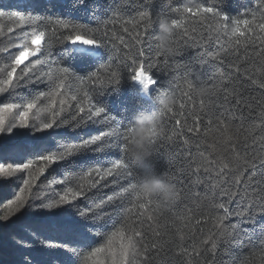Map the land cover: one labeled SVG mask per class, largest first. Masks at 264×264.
Listing matches in <instances>:
<instances>
[{
    "label": "snow or ice",
    "instance_id": "6c2138e0",
    "mask_svg": "<svg viewBox=\"0 0 264 264\" xmlns=\"http://www.w3.org/2000/svg\"><path fill=\"white\" fill-rule=\"evenodd\" d=\"M57 3L64 6V0ZM78 4L85 0H73L72 8ZM54 6L52 0H16L15 7L0 0V145L26 138L12 148L16 160L0 161V179L18 187L0 219L27 208L42 217L43 230L15 240L17 264H174V258L181 264H264V0H252L237 16L226 10L227 0L179 6L175 0H121L107 19L93 13L94 25L71 12L49 15ZM125 6L139 10L127 15ZM162 16L175 29L172 56L156 39ZM57 47L62 56L98 66L80 74L57 58ZM185 54L183 63L174 59ZM205 66L200 84L212 89L207 103L191 94L198 86L192 73ZM125 72L133 117L156 112L167 118L154 141L152 172L173 182V162L162 169L159 159L166 144L190 148L187 134H215L204 150L197 145L195 155L189 152L192 183L205 185L203 211L198 203L161 222L158 201L140 191L143 173L128 147L132 120L122 123L94 95L104 86L118 93ZM161 94L175 95L177 104L163 109ZM214 99L225 106L213 116L208 106ZM89 125L106 130L79 142L60 131ZM88 152L110 166L74 172L76 158ZM53 165L62 178L45 176ZM107 178L103 187L113 191L98 195Z\"/></svg>",
    "mask_w": 264,
    "mask_h": 264
},
{
    "label": "trees",
    "instance_id": "16d2710c",
    "mask_svg": "<svg viewBox=\"0 0 264 264\" xmlns=\"http://www.w3.org/2000/svg\"><path fill=\"white\" fill-rule=\"evenodd\" d=\"M140 0H130L131 5H138ZM187 2V0H175L176 6ZM52 3L56 6L52 7L48 11L49 15H55L57 12L61 14H67L71 12V15L74 18H77L82 23H88L91 21V16L94 13L96 16L101 19H107L111 15L110 9L115 8L116 6L121 4V0H85V4H78L75 8H72L73 0H64V6L61 7L57 0H52ZM252 0H227L226 10L234 16L239 15L246 5L250 6ZM3 4L6 6L15 7L16 0H3ZM139 9L137 7L125 6L122 8V13L127 15H134L136 11ZM174 18V17H173ZM4 22V21H0ZM93 25L95 21H91ZM55 54L57 58L61 60L66 66L74 67V70L80 71V74H84L86 71L95 70V67L98 65H94L92 62H85L75 58H70L66 55H61V49L57 47L55 50ZM188 54L181 57H175L174 59L183 63V61L187 58ZM208 69L207 66L204 67L203 70H196L192 73V80L194 83L199 85L201 81L204 79ZM125 82L122 83L120 87V91L118 93H114L112 89L108 86L97 87L94 93L96 101L101 105L105 106L109 113L116 116L122 123L127 124L128 121L133 119V114L135 111L134 98L131 90L128 87L126 82L127 72L124 73ZM165 79L168 78V74H165ZM36 87V86H33ZM40 89H43V85L38 86ZM252 95L257 96V98H262L260 93L251 90ZM179 94V93H178ZM194 100L198 101V97L191 93ZM3 98L0 97V101ZM208 100V99H207ZM207 100L206 103H207ZM225 106V102L221 99H214L212 104L208 106V111L211 115H217ZM164 123L167 122V118L163 117ZM249 121H245V126ZM203 125V121H202ZM233 132L235 133L236 124L233 123L231 125ZM106 130L103 126H92L89 125L87 128L83 129H75L71 130L69 128L61 129L60 131L66 133L69 142H79L82 139L89 138L92 135L98 134L100 131ZM27 132V130H22ZM190 140V148L184 146L180 142L166 144L167 154H163L160 156V163L163 169V166L166 164L168 160H171L174 164L173 174L175 175V180L173 181L179 191L180 198L171 208L160 211L163 216L161 222L165 219H171L172 214L174 212H182L187 208L195 209L196 204H201V211H203L207 207V198L205 196V185L204 184H194L192 183L194 177L191 172V165L189 163V152L191 155H195L197 152V145H199L200 150H204L206 148L207 143L214 142L215 134H210L209 137H203L202 135H194L187 134ZM26 139L25 137L19 138L15 142L5 143L0 145V161H8L13 162L17 158L14 157L11 152L12 148L16 145H19ZM242 150V149H241ZM162 153L165 152L164 149L161 150ZM77 159V167L73 169L74 172H79L81 168H88L91 166H110L105 165L104 160L100 154L96 153H85L82 156H79ZM112 159H115L113 157ZM57 166L53 165L45 176L49 178L55 176L57 179L62 178V174L59 171H53ZM201 179L203 178V174H201ZM112 178H107L106 181H101L98 186L101 190L98 195H107L111 194L113 191V187H103V185L107 184ZM44 180V177H41V181ZM40 182H38L39 184ZM53 187L59 189L60 185H54ZM16 188L18 191V187L12 180H3L0 179V213L7 211L3 207L7 200L13 199L16 192L13 189ZM199 214V213H198ZM42 217L37 216L35 213L28 211L27 208L21 210V212L16 213L11 216L10 219L4 221L0 219V264H17L19 259L17 248L15 245V240H31L30 235L28 234V230L34 231H43L41 229V221ZM207 231V227L205 228ZM49 239H62L63 237L58 235H53L51 233H44ZM244 252L247 254L249 252L248 248L244 249ZM35 254V253H34ZM224 259H228L225 257ZM174 264H181L179 258H174Z\"/></svg>",
    "mask_w": 264,
    "mask_h": 264
},
{
    "label": "clouds",
    "instance_id": "9594fccd",
    "mask_svg": "<svg viewBox=\"0 0 264 264\" xmlns=\"http://www.w3.org/2000/svg\"><path fill=\"white\" fill-rule=\"evenodd\" d=\"M158 32L156 39L160 46V51L172 56L175 53L173 38L175 29L167 17H160L157 21ZM198 98L207 100L212 94V89L203 84L193 89ZM175 95L161 94L157 103L163 109H171L177 104ZM131 142L129 153L131 162L139 168L142 173L140 191L145 197H151L159 203V211L171 208L178 201L180 192L177 185L166 175L152 172L150 161L156 154V143L159 134L164 127V120L156 112H139L132 119Z\"/></svg>",
    "mask_w": 264,
    "mask_h": 264
}]
</instances>
